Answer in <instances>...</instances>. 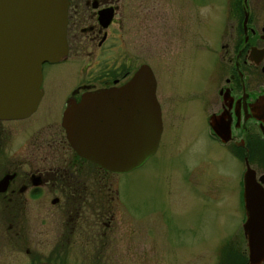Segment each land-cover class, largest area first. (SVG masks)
Listing matches in <instances>:
<instances>
[{"label":"flooded vegetation","instance_id":"af4514ba","mask_svg":"<svg viewBox=\"0 0 264 264\" xmlns=\"http://www.w3.org/2000/svg\"><path fill=\"white\" fill-rule=\"evenodd\" d=\"M211 1L218 3L219 9L214 19L205 13L204 37L188 32L180 42L175 26L169 34L175 50L171 65L179 74L175 84L188 81L180 71H196L192 84L187 82L188 89L180 91L186 97L185 103L179 106L180 101L174 99L175 111L185 112L191 125L164 127V114L171 112V107L165 108L158 95L161 83L157 86L154 77L161 129L154 152L138 167L157 157L163 162L167 154L178 164L179 180L186 182L183 187H175L193 194V169L181 158L175 159V153L187 150L192 140L203 135L199 131H205L225 160L237 167L241 162L243 171L247 165L254 172L256 185L264 189V0ZM207 2L195 5L207 7ZM149 13L144 0H67L65 55L59 61L41 63V94L32 112L25 117L0 119V211L4 214L0 220V264H94L100 262L98 254L106 246L104 261L114 260L120 251L115 242L123 235L119 234L124 231L122 226L130 235L138 232L144 241L143 235L148 232L144 221L152 216L142 208L128 206L130 199H123L119 215L124 224L115 234L118 210L113 206L111 191L102 193L110 189L107 175L117 173L99 168L69 146L61 116L66 106L77 102L83 93L118 87L142 64L152 72V65L141 57L144 32L132 31L131 26L146 22ZM121 32L127 36L123 38ZM115 49L119 52L115 53ZM160 49L155 46L154 50ZM60 71L71 79L78 76V80L73 85L69 84L71 80L56 85L54 77ZM179 95L175 93L173 97ZM26 123L33 127L32 131L23 143L15 144ZM205 161L200 160L202 164ZM200 168L202 176H206L207 170ZM243 171L238 170L234 181H227L238 211L243 210ZM209 180L198 178L196 183L200 182L205 191ZM123 184L127 187L130 183ZM198 193L205 196L200 188ZM40 247L49 250L42 252ZM79 248L87 249L81 260Z\"/></svg>","mask_w":264,"mask_h":264},{"label":"rangeland","instance_id":"374dc122","mask_svg":"<svg viewBox=\"0 0 264 264\" xmlns=\"http://www.w3.org/2000/svg\"><path fill=\"white\" fill-rule=\"evenodd\" d=\"M203 1L144 0L146 8L150 11L146 22L131 25L132 31L140 32V34L142 31L144 32L142 60L152 65L151 69L157 79V86L161 83L160 89L158 87V95L164 101L166 109H168V106L171 107V112L164 114L165 128L178 129L191 125L187 122L189 118L186 119L185 112L175 111L174 99L180 101L179 106L185 103L186 97L180 91L188 89V86L195 80L196 71L195 69L193 71L190 69L180 71V75L182 73L184 80H188L187 82L190 84L185 81L184 84L180 82L175 84V79L178 78L179 74L176 75L178 71L174 72L175 68L171 65L172 57L175 54L173 51L175 50L170 43L169 34L175 26L180 42L188 32L204 37L206 32L203 24L205 13H208V16L210 18L212 16V19H214L215 10L219 8L216 7L218 3L211 0H208L207 7H197L195 5L203 3ZM213 4L215 5L213 6ZM152 6H154L153 9ZM206 22L208 21L206 20ZM142 26H145V29ZM121 33L123 38L127 36L124 32ZM155 46L161 48L160 52L154 50ZM180 47V45L177 47L178 51H180ZM131 48L134 49L135 47ZM116 52H119V49H115ZM112 54H114L113 51ZM72 78L60 71L54 77V83L62 86L71 80L69 84L73 85L78 80V76L75 77L74 75ZM175 93L181 95L174 98ZM39 125L40 123L35 127ZM23 128V131H19V135L14 141L15 144L23 143V140L33 129L27 123ZM199 132L203 135L201 134L202 136L197 141L193 142L192 140L187 150L181 151L182 153H175V159L176 157L181 158L193 169L191 175V182L194 186L193 194L186 193L182 189L179 190L180 188L177 189V186L175 187V184L183 187L186 182L179 180L178 174H176L178 164H176V161L172 162L171 157L167 154H164L167 159L163 162L162 158L157 157L128 173L107 175L106 181L110 189H103L102 194L105 195V193L111 191L113 206L118 210L115 218L118 220L119 225L115 234L120 226L124 224V220L119 215L123 207V199H130L128 206L132 205L135 209L142 208V211L146 214L149 213L153 219L149 216L145 218V229L148 232L143 235L144 241L138 232L130 235L125 231V226H122L124 231L119 232V234L123 235L119 237V241L115 242L120 250L119 254L114 257V260L104 261V257H107V246L101 247V254H98V256L100 262L101 259L103 262L100 263L97 260L94 264H224L223 261H226L227 258L233 261V264H239V256L236 255V252L240 251L244 253L243 255L246 254L245 239H243L241 229L244 214L242 208L238 211L237 200L230 188L231 184L227 181H234L238 170L243 171V164L240 162L237 167L236 163H229L228 160H225L221 151L212 145L213 142L207 139V136L204 135L205 131ZM207 149L210 151L209 153H206ZM204 159L206 161L202 164L200 160ZM202 166L207 170L206 176H202V169L200 168ZM177 169L179 168L177 167ZM207 177L210 180L204 191L200 182L199 184L196 182L198 178L200 181L201 178L207 179ZM123 182L130 184L125 187ZM217 182H220L219 189H215ZM199 188L200 191L202 189L205 196H199ZM114 191H116V194L112 193ZM3 216V212L0 211V220ZM188 225L190 226L188 227ZM38 250L46 252L49 248L40 247ZM130 252L134 256L130 255ZM78 254L79 257L81 255L85 257L87 249L79 248ZM93 255L92 248V263L94 262ZM1 256H3L2 253H0ZM79 259L81 260V257Z\"/></svg>","mask_w":264,"mask_h":264},{"label":"water","instance_id":"95a60500","mask_svg":"<svg viewBox=\"0 0 264 264\" xmlns=\"http://www.w3.org/2000/svg\"><path fill=\"white\" fill-rule=\"evenodd\" d=\"M66 6L67 0H0V119L25 117L36 106L41 63L59 61L66 53ZM154 87L150 68L142 64L120 86L70 102L61 116L69 146L107 172L138 167L154 152L161 129ZM242 185L247 264H260L264 189L247 165Z\"/></svg>","mask_w":264,"mask_h":264},{"label":"trees","instance_id":"16d2710c","mask_svg":"<svg viewBox=\"0 0 264 264\" xmlns=\"http://www.w3.org/2000/svg\"><path fill=\"white\" fill-rule=\"evenodd\" d=\"M239 255H238V254ZM244 253L243 252H236V255L237 256H239L238 258H239V264H246V257H245V255H243ZM228 256H230V255H228ZM235 256V255H234ZM224 262V264L225 263H227V262H229L230 264H233V261H231L230 259H226V261H223Z\"/></svg>","mask_w":264,"mask_h":264}]
</instances>
